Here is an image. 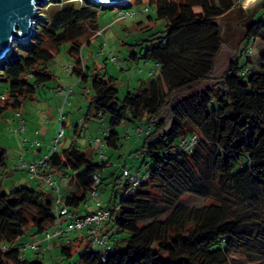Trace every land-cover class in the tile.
Returning a JSON list of instances; mask_svg holds the SVG:
<instances>
[{"label":"trees","instance_id":"trees-1","mask_svg":"<svg viewBox=\"0 0 264 264\" xmlns=\"http://www.w3.org/2000/svg\"><path fill=\"white\" fill-rule=\"evenodd\" d=\"M238 1L148 0L163 28L136 43L139 51L127 58L151 62L157 70L122 97L112 76L91 75L85 119L108 116L107 130L99 150L89 141L91 148L80 150L73 141L48 153L57 183L61 177L68 187L61 193L64 206L77 217L89 213L79 207L92 200L93 187L101 192L110 164L103 147L118 149L123 124L141 129L143 142L132 153L148 168L135 187L122 176L125 166L120 174L110 173L112 205L102 202L110 214L95 233L106 235V242L98 244L85 230L66 234L60 252L69 257L77 248L75 264H264V0L246 9L250 21L242 48L219 80L177 96L213 78L223 44L219 21ZM100 9L89 0L45 6L30 38L0 60V118L9 109L18 112L53 79L47 65L61 48L73 58L70 73L87 79L81 49L99 30ZM6 165L0 147V168ZM54 197L50 190L21 185L4 194L0 187V264H43L24 257L17 241L29 230L32 235L54 230ZM188 197L203 203L190 204Z\"/></svg>","mask_w":264,"mask_h":264},{"label":"rangeland","instance_id":"rangeland-1","mask_svg":"<svg viewBox=\"0 0 264 264\" xmlns=\"http://www.w3.org/2000/svg\"><path fill=\"white\" fill-rule=\"evenodd\" d=\"M56 1L46 0L39 7L40 17L44 16L43 11H45V6L49 2ZM258 1L252 0L241 4V0H239L238 5L220 19L223 44L214 58L213 78L183 89L177 96L180 97L201 91L214 81L219 80L220 76L226 71L230 60L236 55L238 49L242 48V39L246 26L250 21V18L246 14V9ZM145 6L148 7V11L143 14H138L134 17L128 16L126 18L120 15L128 11H137ZM98 13V28L99 30H103V34L100 36L92 35L90 43L84 44L81 49L80 56L83 64L87 67V79L81 80L72 72L70 73L64 70L69 62H73V58L68 55L65 48H61V51L47 65V70L53 74V79L46 83V87L41 86L37 89L35 97L38 101L35 99L26 100L18 111L25 120V130L19 132L18 135L26 138L28 142L33 139L37 140L41 144L40 147L42 150L49 152L52 150V147L61 150L73 141L80 150H88L91 148L87 143L88 139L93 140L95 137L101 140L103 139L104 132L107 130L108 116H104L102 119L94 117L85 119L87 107L92 97V74L100 73L104 76H112L118 88V96L122 97L127 91H135L140 81L146 80L150 72L157 70L151 62L139 61L136 63L130 62L127 58L129 52L132 50L135 52L139 51V46H136V43H143V40L149 38L150 34L163 28L161 22L155 20L154 6L149 5L148 0H141V3H136L135 0H124L116 5L106 8L103 7ZM18 43L19 41H13L11 43V49ZM9 53L10 51L6 56ZM253 54L257 55V51L255 50ZM112 56L116 57L115 61L111 60ZM260 61H262V58H260ZM3 88V85L0 84V92L4 90ZM60 89H63L65 92H70L64 104L63 97L56 94ZM36 105L39 106V110L41 108L43 109L40 115L37 112ZM16 112L15 110L12 111L9 109L0 118V147L6 149L11 145L13 150L15 149V151L20 152L23 149L21 138L13 133V130L19 128V119ZM61 116L64 122L62 129L60 126L57 128L52 127L51 121ZM41 126H44L43 130ZM36 130L37 133H35ZM119 133L121 138L118 149L103 147L104 153L109 157L110 164L103 172L105 178L102 181V190L99 193V198L104 204L109 205H112L109 199L112 195V187L114 186L113 179L109 176L110 173L120 174L122 167L125 166L140 179L148 168L147 165L141 166L140 160L136 159L132 153L137 145L139 146L143 142L144 135L136 133L132 126H126L124 124L119 127ZM91 151L97 152L92 149ZM97 159H99L98 156L93 154V160L95 161ZM3 169L5 170L6 166L0 168V171H3ZM21 172H0V187L4 194L21 186L12 184L13 181L18 179L17 177H20ZM24 181L29 188L41 187L39 189L50 190L54 197V191H51V187L47 184L37 183V186L30 179L26 180L25 178ZM121 186L122 182L117 185V188H121ZM60 192L63 194V188H60ZM187 202L200 205L203 203V199L188 197ZM89 207L93 208V201L91 199L85 204L80 205L79 211L84 213ZM63 226H65V222H63ZM32 232V230H29L20 238L22 255L24 257L29 260L38 258L43 264L76 263L78 257L77 248L74 249L69 257L61 254L62 236H52L49 240L51 248L46 250L44 249V242H42L45 234L32 235ZM81 233V231H68L66 234L76 236ZM32 242L38 243L36 249H32L27 245ZM95 248L100 249L99 246Z\"/></svg>","mask_w":264,"mask_h":264},{"label":"built area","instance_id":"built-area-1","mask_svg":"<svg viewBox=\"0 0 264 264\" xmlns=\"http://www.w3.org/2000/svg\"><path fill=\"white\" fill-rule=\"evenodd\" d=\"M148 11V7L145 6L137 11H128L124 12L122 15L123 18H126L128 16H137L138 14H143ZM121 17V16H120ZM103 34V30H97L94 32L93 36H100ZM112 61L116 60V57H111ZM73 67L72 63H69L68 65L65 66L64 70L67 72H70ZM152 72L149 73L151 75ZM69 91H64L63 89H60L56 92L57 95L60 97H63V104L66 102L68 96H69ZM3 99V95L0 94V100ZM16 115L19 119L18 126L19 128L15 129L13 132L14 134L18 135L19 132L23 131L24 129V120L21 118V115L19 112H16ZM60 121V127H61V122L62 116L59 118ZM62 129V128H61ZM141 129L137 130L136 133L141 134ZM21 138V141L23 144H28L31 147H38L40 143L37 140H31L28 142V140L21 135H18ZM89 142L93 144L94 149H100V147L103 146V141L97 137H95L93 140L89 139ZM190 144H193L194 142V137H191L189 140ZM55 147H52V150ZM51 151V150H50ZM49 151V152H50ZM48 152V153H49ZM48 153L42 155L40 158H38L35 161L32 162H27L25 160H18L14 164V169L16 170H24L27 174V177L38 183V184H47L48 186L53 187V191L55 193L54 197V207H53V213L55 217L57 218L56 220V225L54 230L47 231L45 233V236L42 240L44 242V249L48 250L51 248V244L49 243V240L52 238V236H62L63 242H67L69 238L67 237L66 233L68 231H87L90 233H97L98 229L102 226V224L107 220L108 215L110 214V210H108L106 207L103 206L102 201L99 198V189L96 187H93L91 191V197L93 201V208L89 211L87 214H83L82 216H74L72 215L67 208L63 204V200L61 198V192L60 188L61 185L57 183L56 178H55V173L51 172L49 169V165L47 163V156ZM102 158H105L102 153L99 155ZM100 175L97 174L95 178V184L99 182L98 177ZM122 176L123 178L131 184V187H135L139 183V178L137 175L134 173L129 172L128 170H123L122 171ZM128 191V190H127ZM126 191V192H127ZM63 218L67 219L65 222V226H63ZM94 239L98 244H104L106 242V235L102 234L101 236H98L95 234ZM30 246L32 249H36L38 247L37 242H32L30 244H27Z\"/></svg>","mask_w":264,"mask_h":264},{"label":"water","instance_id":"water-1","mask_svg":"<svg viewBox=\"0 0 264 264\" xmlns=\"http://www.w3.org/2000/svg\"><path fill=\"white\" fill-rule=\"evenodd\" d=\"M46 0H0V60L11 50L13 41H27L35 22L39 19V7ZM106 8L124 0H89ZM249 2L241 0V4Z\"/></svg>","mask_w":264,"mask_h":264},{"label":"crops","instance_id":"crops-1","mask_svg":"<svg viewBox=\"0 0 264 264\" xmlns=\"http://www.w3.org/2000/svg\"><path fill=\"white\" fill-rule=\"evenodd\" d=\"M72 62V61H71ZM71 62H69V63H71ZM68 63V64H69ZM47 85H45V87H46ZM44 87V86H43ZM36 94H37V92H36ZM35 100L37 99L36 97L34 98ZM33 99V100H34ZM36 101H38V100H36ZM22 107V106H21ZM20 107V108H21ZM39 106H37L36 105V109H38V113H39V115L42 113V111H43V109L41 108L40 110H39V108H38ZM49 108V107H48ZM21 115V114H20ZM38 115V116H39ZM21 118H22V115H21ZM34 118V117H33ZM23 119V118H22ZM24 120V119H23ZM17 122H18V120H17ZM52 123H51V125H52V127H58V126H60V121H59V118L58 117H56L55 118V120L54 121H51ZM41 128H42V130H43V128H44V126H41ZM25 130V120H24V129H23V131ZM45 130V129H44ZM47 130H48V128H47ZM14 131V130H13ZM14 133V132H13ZM35 133H37V130L35 131ZM21 145L23 146L22 148V151H20V152H17V151H15V149L13 150L11 147V145L10 146H8V148H4L5 149V152H6V159H7V165H6V169L4 170L3 169V171H0V172H2V173H6V172H8V171H17V172H21V174H20V177H17L18 179L17 180H15V181H13L12 182V184L13 185H15V184H17V185H26L25 184V178H26V180H29V178L27 177V174H26V172L24 171V170H16V169H14V167H13V165H14V163H16L17 161H18V159H21L22 158V160L24 159L25 161H27V162H32V161H35V160H37L38 158H40L42 155H44V154H46V153H48V151H46V150H42L41 149V144L38 146V147H31V146H29L28 144H26V145H23L22 143H21ZM12 164V165H11ZM10 166H12V167H10ZM58 177V176H57ZM63 179L61 178V177H58V182L61 184V189L63 188V191H65V190H67L68 189V187L65 185H63V182L64 181H62ZM31 182H33L35 185H37L38 186V184L36 183V182H34V181H32L31 180ZM27 186V185H26ZM36 188H41V187H36ZM89 210L90 209H92V208H88ZM17 242H21L20 241V239L17 241Z\"/></svg>","mask_w":264,"mask_h":264},{"label":"bare ground","instance_id":"bare-ground-1","mask_svg":"<svg viewBox=\"0 0 264 264\" xmlns=\"http://www.w3.org/2000/svg\"><path fill=\"white\" fill-rule=\"evenodd\" d=\"M249 2L252 1V0H248Z\"/></svg>","mask_w":264,"mask_h":264}]
</instances>
